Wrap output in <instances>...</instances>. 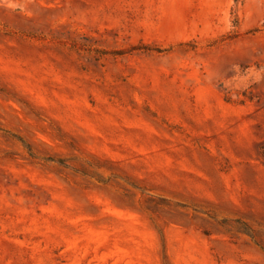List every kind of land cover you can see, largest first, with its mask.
Segmentation results:
<instances>
[{
	"label": "rangeland",
	"instance_id": "obj_1",
	"mask_svg": "<svg viewBox=\"0 0 264 264\" xmlns=\"http://www.w3.org/2000/svg\"><path fill=\"white\" fill-rule=\"evenodd\" d=\"M0 264H264V0H0Z\"/></svg>",
	"mask_w": 264,
	"mask_h": 264
}]
</instances>
